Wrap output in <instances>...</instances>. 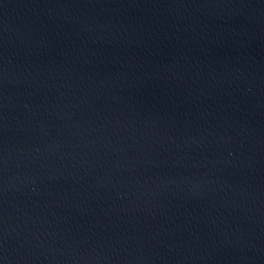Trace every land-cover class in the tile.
Listing matches in <instances>:
<instances>
[{
    "label": "water",
    "instance_id": "1",
    "mask_svg": "<svg viewBox=\"0 0 264 264\" xmlns=\"http://www.w3.org/2000/svg\"><path fill=\"white\" fill-rule=\"evenodd\" d=\"M0 264H264V0H0Z\"/></svg>",
    "mask_w": 264,
    "mask_h": 264
}]
</instances>
